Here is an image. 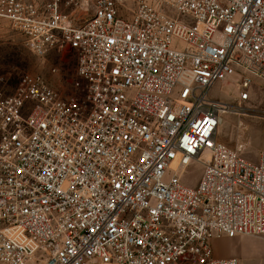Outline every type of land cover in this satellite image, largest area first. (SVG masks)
<instances>
[{
    "label": "built area",
    "instance_id": "built-area-1",
    "mask_svg": "<svg viewBox=\"0 0 264 264\" xmlns=\"http://www.w3.org/2000/svg\"><path fill=\"white\" fill-rule=\"evenodd\" d=\"M0 19L77 54L69 94L0 86V264H240L211 242L264 237V151L218 129L257 82L264 116V0H0ZM229 80L236 105L212 96Z\"/></svg>",
    "mask_w": 264,
    "mask_h": 264
},
{
    "label": "rangeland",
    "instance_id": "rangeland-1",
    "mask_svg": "<svg viewBox=\"0 0 264 264\" xmlns=\"http://www.w3.org/2000/svg\"><path fill=\"white\" fill-rule=\"evenodd\" d=\"M83 17H88L84 11ZM76 66L75 51L38 56L26 46L22 35L7 20L0 19V86L7 94L28 73H42L55 89L69 94L72 91L71 82L76 77ZM53 68H56V72H52ZM235 86V80H229L225 84L218 83L212 90V96L236 105ZM253 91V100L246 109L235 107L224 115L218 129V140L238 149L246 159L257 162L260 153L264 151L262 84H253ZM199 176L200 170L195 171V184ZM257 237L259 236L217 237L212 240L211 245L216 256H236L240 264H264V253L259 257L260 241Z\"/></svg>",
    "mask_w": 264,
    "mask_h": 264
},
{
    "label": "crops",
    "instance_id": "crops-1",
    "mask_svg": "<svg viewBox=\"0 0 264 264\" xmlns=\"http://www.w3.org/2000/svg\"><path fill=\"white\" fill-rule=\"evenodd\" d=\"M257 238L260 241L259 257H262V255L264 253V237L263 236H259Z\"/></svg>",
    "mask_w": 264,
    "mask_h": 264
},
{
    "label": "bare ground",
    "instance_id": "bare-ground-1",
    "mask_svg": "<svg viewBox=\"0 0 264 264\" xmlns=\"http://www.w3.org/2000/svg\"><path fill=\"white\" fill-rule=\"evenodd\" d=\"M223 121V120H222Z\"/></svg>",
    "mask_w": 264,
    "mask_h": 264
}]
</instances>
